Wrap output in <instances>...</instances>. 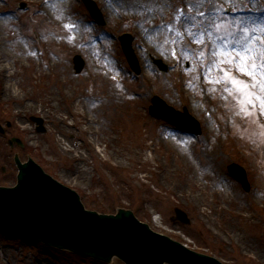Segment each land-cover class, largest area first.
I'll return each instance as SVG.
<instances>
[{
  "label": "rangeland",
  "instance_id": "1",
  "mask_svg": "<svg viewBox=\"0 0 264 264\" xmlns=\"http://www.w3.org/2000/svg\"><path fill=\"white\" fill-rule=\"evenodd\" d=\"M71 1L68 18L53 28L37 27L41 16L36 0H0V14L8 18L1 33L5 38L10 30L16 33L21 37V46L34 54L31 61L23 60L22 68L15 73L16 90L24 94L32 88L36 92L53 88L64 97L59 109L54 108L55 116L64 117L68 125L75 123L77 116L73 118L70 114L77 101L87 115L98 119L99 126L93 125V135L78 133L73 128V134L67 136L59 123L38 112H23L21 118L14 117L16 105L2 101L0 94V125L4 130L0 134V186L11 187L16 183L15 156L21 162L31 157L46 173L75 189L83 206L89 209L105 214L127 207L151 229L223 264H264L257 253L246 252L242 246L244 233L251 232L259 237L252 238L254 249L264 247V109L260 107V100L264 99L260 82H264V76L259 74V69L252 77L241 73L239 57L235 63H228L220 55L232 50L231 44L239 32L237 24L240 29L248 27L249 34L257 25L264 24V0H241L236 7L231 4L227 8L203 0L195 19L189 23L185 22V14L194 9L197 0H159L157 6L161 9L150 17L157 22V30L166 31L158 40L148 33L145 36L144 28L134 27L126 1L124 6L114 8L108 0H95L105 18L104 26L93 22L80 0ZM251 2H254L252 9ZM22 3L25 9H21ZM75 22L84 25L82 33L67 32L68 25ZM213 24L221 27H210ZM52 28L55 30L52 37L42 39ZM123 33L134 38L133 47L142 67L139 76L130 71L121 52L117 38ZM70 36L77 38L74 41L80 47L68 42ZM256 36L260 39L252 43L259 56L264 34L257 31ZM50 55L59 62L56 68L42 64ZM74 55H80L85 62L79 74L73 69ZM150 56L161 59L169 71L159 72ZM103 64H108L111 71L105 75L106 69H101L102 77L97 82H78L87 78L90 65L100 68ZM207 72L217 78L209 77ZM225 72L249 85L251 97L239 92ZM111 82L115 84L114 93L110 91ZM65 94L71 99H66ZM110 94L114 103L107 110L101 101ZM153 95L177 110L186 108L200 123L202 134L193 137L150 118L147 108ZM35 118L42 121L44 132H39ZM209 132L219 144L217 159L205 180L197 164L203 163L198 155ZM13 137L23 146L10 145L8 141ZM67 148L82 156L77 164L70 159ZM232 162L247 171L249 193L228 175L226 166ZM165 166L171 171L168 181L157 175V170ZM185 167L199 186L220 181L230 198L235 196L254 215V222L247 229L238 223L239 241L223 230L226 217L235 214V202L224 205L227 214L223 216H214L208 208L207 218L194 204L192 196L197 188L192 183L174 186L186 178L182 172ZM175 207L188 214L190 225L170 221ZM159 218L161 221L156 223ZM0 264L104 263L0 232ZM108 264L124 263L113 258Z\"/></svg>",
  "mask_w": 264,
  "mask_h": 264
},
{
  "label": "water",
  "instance_id": "2",
  "mask_svg": "<svg viewBox=\"0 0 264 264\" xmlns=\"http://www.w3.org/2000/svg\"><path fill=\"white\" fill-rule=\"evenodd\" d=\"M82 1L95 21L103 25V17L96 4L91 0ZM119 40L131 70L139 75L141 69L132 48V37L124 34ZM153 62L161 72L168 70L161 60L153 59ZM74 65L76 73H80L84 63L79 56L74 57ZM151 103V117L172 123L187 133H201L199 123L186 109L177 111L158 96L152 97ZM36 121L42 123L39 119ZM31 159L21 164L16 158L19 169L17 185L0 187V230L104 262L117 256L126 264H220L213 258L198 254L200 252L188 250L159 231H151L146 224L137 221L131 211H125L127 207H120L125 210H119L114 216L99 215L97 213L101 212H92L94 210L84 206L90 211L85 210L75 189L67 188L53 177L61 184L58 183L48 173L46 175ZM227 170L246 192L250 190L242 167L232 163ZM174 211L175 219L190 223L184 212Z\"/></svg>",
  "mask_w": 264,
  "mask_h": 264
},
{
  "label": "bare ground",
  "instance_id": "3",
  "mask_svg": "<svg viewBox=\"0 0 264 264\" xmlns=\"http://www.w3.org/2000/svg\"><path fill=\"white\" fill-rule=\"evenodd\" d=\"M124 1H126V4L129 8V18L133 20L134 27H142L144 28L143 34L147 36V33L150 34L148 36H151L155 40H158L162 37V34L166 31L164 29L157 30L158 25L157 22H153L150 17L153 15H157L161 7L157 6V1L159 0H108L110 5L114 8L122 7L124 6ZM203 0H197V4L190 12H186L185 14V22L189 23L191 20H189V17H195L197 9L200 7L201 2ZM214 3L220 6H224L227 8L231 4L235 7L241 3V0H212ZM36 3L38 5V13L41 16V19L37 23V27H45V26H57V23H62L65 18H68V8L71 5V0H36ZM249 7L252 9L254 7V2H251L249 4ZM208 17V15L206 16ZM209 18V17H208ZM8 18H5L3 15L0 14V94L2 101L12 102L13 105H16L13 116L16 118H21L23 112H38L40 114H43L44 116L48 118L54 119L56 123H59L61 130L64 132L65 135L69 136L72 135V129L76 128L78 133L83 134V132L88 133L90 135H93L94 131L92 130L93 125H98L99 121L96 117L92 118L87 115L83 110L82 107H80V104L76 102L73 103V109L71 111L70 116L75 117L77 116V119H75V123L68 125L67 120L63 117H57L54 115V108L57 111L60 107V103L63 102L64 97H62L60 94L55 92V89L48 88L44 90H40L36 92L34 88H32L30 91L24 92V94L20 93L18 90H16L15 86L13 85V79L14 75L19 69L23 66V60L31 61L34 54L29 50V48H24L21 46L22 41L20 40L21 37H17L16 33L11 32L7 35V37H3L1 33V29H3V25L7 23ZM184 22V23H185ZM52 31L47 33L46 35H42L41 38H47L49 36L52 37V33L55 31ZM84 30V25L81 23L75 22L74 25L69 24L67 28V32L71 34H80ZM143 30V29H142ZM56 36V35H55ZM72 39L71 41H68L71 43L74 47H80L78 44V41L75 42L74 36H70ZM67 38V36H65ZM79 40V39H78ZM236 41L232 42L231 45H233ZM42 42V41H40ZM90 44V43H89ZM92 48L95 49V45L92 42ZM238 49V48H237ZM44 53V52H43ZM40 67L42 64H44L45 67L52 66L53 68H56L59 65V62L55 61L54 55L47 56L46 60L43 61V63H39ZM108 64H103L99 68V66H91L88 69L87 72V78H84V80H78V82L83 83L84 81H91V82H97L98 79L102 77L100 75L101 69H106L105 75L111 71L107 68ZM110 65V64H109ZM114 67V66H113ZM112 67V68H113ZM13 70V71H12ZM210 69H208L209 71ZM214 74V73H213ZM212 73L207 72V75L212 78H217V76H213ZM69 76V75H68ZM67 76V77H68ZM200 77H204V74H201ZM70 80V78H68ZM72 81V80H71ZM17 83V82H16ZM57 83V82H56ZM111 89L114 93L115 87L114 82H111ZM66 99H71L70 95L65 94ZM114 97L112 94L108 95L106 99H103L101 101V104H105L107 107L106 109H110L109 107L112 106L114 103ZM58 103V105H57ZM98 113H101L102 115V109L98 110ZM100 119V117H99ZM101 120V119H100ZM82 124L87 125L86 128L83 127ZM99 126V125H98ZM23 130H26V127L22 128ZM98 133V132H97ZM63 136L65 137V135ZM98 141V139H96ZM61 142V141H60ZM65 142V141H64ZM69 143V142H68ZM219 140L215 138L211 132H209L204 137V144L199 152L198 158L200 160H203V163L197 164V167L199 169V172L201 173L200 176L206 177L205 180L208 179V175L210 174V169H212L213 164L215 163L217 159V148H218ZM68 153L70 154V159L74 162V164H77L79 160L82 159L81 155H74V150L71 148H67ZM136 157V155H134ZM138 157V156H137ZM133 158V157H132ZM76 169H79L77 165H75ZM184 175H186V178L184 181L180 183H175V187H177V184H183V182L186 183H192L195 188L196 194L192 196V199L194 201V204L201 215L208 218V216L205 214L206 210L212 209L211 214L217 216V215H226L227 210L225 209V204H232V202H235L236 209L234 210V216L226 217L225 225H224V231L229 232L233 238H236L239 241V235L236 233V231H241V227L238 225V223L242 224V227L245 229L248 228V226L254 222L253 217L254 215L252 213H248V208L240 205L238 199L234 196L230 198L229 193L225 190V185H223L220 181L215 180V182L210 184H204V187L199 186L198 184L194 183V177L192 174L189 173V168L185 167L182 171ZM157 175L159 179L163 181H168L171 175L170 167L165 166L157 170ZM205 175V176H204ZM182 188V187H181ZM245 210V212H243ZM157 218V217H155ZM158 219V218H157ZM161 219L156 220L155 222H160ZM238 221V222H237ZM252 238L258 239L259 237L251 232L244 233L243 242V250L246 252H253L257 253V255L264 260V247H259V249H254L255 244L252 243Z\"/></svg>",
  "mask_w": 264,
  "mask_h": 264
},
{
  "label": "snow or ice",
  "instance_id": "4",
  "mask_svg": "<svg viewBox=\"0 0 264 264\" xmlns=\"http://www.w3.org/2000/svg\"><path fill=\"white\" fill-rule=\"evenodd\" d=\"M204 15V13H200ZM189 20H194V17H189ZM210 27L220 28V25L213 24ZM239 30L236 37L235 43L232 45L231 51H223L220 53L222 57L226 59L228 63H235L236 57H239V71L241 73H246L248 76L252 77L256 74L257 69H259V74L264 76V43H261L259 49V56H257V49L253 46V40L260 39L256 36V32L259 31L264 34V24L257 25L252 29L251 34H249V28L244 27L240 29V25H236ZM210 34V33H208ZM237 48L239 49L237 51ZM225 60H221V63H224ZM225 76L231 81L233 85L236 86L239 92H242L246 98H250L252 93L248 91L249 85L245 84L242 80L237 79L232 76L230 73L225 72ZM260 88L264 91V82H260ZM259 99V98H258ZM248 102L251 103V99H248ZM260 107L264 109V99L260 100Z\"/></svg>",
  "mask_w": 264,
  "mask_h": 264
}]
</instances>
